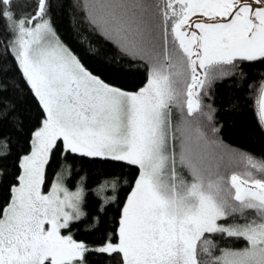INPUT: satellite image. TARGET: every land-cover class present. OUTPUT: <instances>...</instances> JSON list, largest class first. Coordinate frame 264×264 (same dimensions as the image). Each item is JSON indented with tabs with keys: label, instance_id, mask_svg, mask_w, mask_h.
<instances>
[{
	"label": "snow or ice",
	"instance_id": "6c2138e0",
	"mask_svg": "<svg viewBox=\"0 0 264 264\" xmlns=\"http://www.w3.org/2000/svg\"><path fill=\"white\" fill-rule=\"evenodd\" d=\"M15 3L0 0L10 22L0 47L19 76L9 81L11 69H0V143L7 148L8 132L27 119V99L40 116L15 170L0 163V264H264V162L248 156L249 170L228 175L230 150L202 104L214 81L264 66V0H86L85 31L120 57L97 60L100 67L61 40L51 0H35L19 18ZM140 65L143 87L118 86L115 77ZM259 87L264 129V81ZM10 90L26 99L6 101ZM173 109L181 114L175 129ZM85 162L137 166L139 175L118 196L119 175L91 184L75 168ZM106 185L111 192L101 196ZM216 236L248 247L213 257Z\"/></svg>",
	"mask_w": 264,
	"mask_h": 264
},
{
	"label": "trees",
	"instance_id": "16d2710c",
	"mask_svg": "<svg viewBox=\"0 0 264 264\" xmlns=\"http://www.w3.org/2000/svg\"><path fill=\"white\" fill-rule=\"evenodd\" d=\"M35 5V0H16L13 6L14 11L19 18L21 14L27 15ZM51 16L54 21L56 31L61 40L74 50L86 65H95L97 60H104L105 63H111L113 57L120 59L116 50L111 44L104 42L98 36L85 31L86 25L83 22L87 10L79 0H51ZM10 23L0 17V44L9 38L6 25ZM91 41V44L88 42ZM88 44L91 55L85 51L84 45ZM95 56V59L93 57ZM0 69H11L8 73V80L19 81V76L15 72V65L12 56L0 47ZM140 72L127 77H115L118 86L125 87L127 90L135 91L146 83V73L143 66L140 65ZM247 75L244 78L236 77L224 81L216 80L207 96L202 100V104L210 106L214 110L212 123L219 129L218 137L225 149H228L229 155L225 153L226 167L228 175L232 172L243 173L249 170L247 167L246 157L251 156L257 161L264 162V129L261 127L259 118L258 99L260 93V83L264 81V66L258 62L255 67L245 69ZM4 99L15 103L17 100H25L24 95H19L15 90H10L5 94ZM25 111L26 120L17 123L15 130L8 132L9 142L7 148L0 143V153L11 150V155L7 159L0 160V163L7 166L8 170L14 171L12 167L15 162V156L25 147L24 141L27 139L29 129L36 119L40 116L39 109L35 107L34 101L27 99L22 106ZM207 112L208 109L204 108ZM15 123V122H14ZM24 125H28L25 127ZM196 125H193L194 131ZM202 130L203 124L200 125ZM216 150V149H215ZM76 171L85 177L91 184H95L106 173L115 172L119 175L121 184L118 196H125L134 184L135 178L139 175L137 166H121L112 163H90L77 164ZM257 177L260 173L255 171ZM65 174L68 170L64 169ZM110 186H105L100 190V195L110 194ZM5 194L0 192V200ZM118 206V201H117ZM247 215L254 217L252 212ZM116 216V208L109 212V219ZM79 238L83 239L84 236ZM216 246L212 249L213 253L219 252L223 247H241L247 244L242 238H221L214 237ZM204 257L205 255L202 254Z\"/></svg>",
	"mask_w": 264,
	"mask_h": 264
},
{
	"label": "rangeland",
	"instance_id": "374dc122",
	"mask_svg": "<svg viewBox=\"0 0 264 264\" xmlns=\"http://www.w3.org/2000/svg\"><path fill=\"white\" fill-rule=\"evenodd\" d=\"M80 2H82L83 3V5H85V3H86V0H79ZM84 8H86V7H84ZM86 10H87V8H86ZM143 87V86H142ZM180 119H181V114L179 113V111L178 110H176V109H173V112H172V121H173V128L175 129L176 127H177V125L179 124V122H180ZM177 135H179V133H177ZM173 146H174V148H175V150L177 151V152H179V140H174L173 141ZM210 151H217V150H215V149H210ZM229 152H227L226 154L227 155H229L228 154ZM230 156V155H229ZM180 174L183 176V178H184V180L186 181V182H191V175H190V173L188 172V170L187 169H181L180 170ZM255 217V216H254ZM253 217V218H254ZM230 222H231V218H230ZM215 242V241H214ZM215 245H216V243H215ZM246 247H248V243L246 244V245H244V246H241V247H223V248H221V249H231V250H233V251H240V250H243L244 248H246ZM212 255H213V257H215V256H219L220 255V250H219V252H217V253H213L212 252ZM204 258L205 259H207V257H206V255L204 256Z\"/></svg>",
	"mask_w": 264,
	"mask_h": 264
}]
</instances>
